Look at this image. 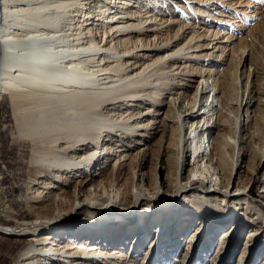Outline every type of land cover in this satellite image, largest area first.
Returning <instances> with one entry per match:
<instances>
[{
  "label": "bare ground",
  "instance_id": "1",
  "mask_svg": "<svg viewBox=\"0 0 264 264\" xmlns=\"http://www.w3.org/2000/svg\"><path fill=\"white\" fill-rule=\"evenodd\" d=\"M99 1L104 8L94 6ZM142 1L0 0V96L9 97L18 137L31 143L29 167L35 171L31 181L36 190L29 201L41 199L44 207L52 208L47 216L24 222L21 230H4L28 234L30 242L15 264H138L124 250L108 248L125 239L126 231L121 236L116 228L112 239L90 242L103 239L102 228L122 225L121 218L137 226L135 233L150 230L153 212L178 215L175 219L181 224L183 212L174 210L178 203L186 211L195 207L182 230L190 222L209 228L240 215L243 221L247 218L242 213L249 209V193L240 181L252 100L240 104L235 128L239 141L234 145L227 139L217 141L212 134L221 128V116H233L223 103L225 82L215 69L187 70V64L179 65L176 59L184 48L190 60L209 55L227 46L232 36L222 29L211 37L206 30L198 38L202 45L193 46L194 35L179 45L191 30L183 26V33L169 38L179 19L151 14L144 18ZM246 58L244 53V62ZM244 73L242 68L241 85ZM171 75L181 79L174 82L177 88L168 99L172 112L160 120L158 107L164 101L154 109L138 102L150 100L158 88L167 90L166 82L158 83ZM169 123L175 126L167 141ZM149 132L153 136L161 132L168 142L165 152L170 151L168 162L174 164L170 172L161 167L154 176L143 166L131 167L130 150L138 148L143 157L148 154ZM129 136L147 139L125 145ZM114 155L108 173L106 162ZM66 217L74 222L68 223ZM254 219L255 224L264 223V217ZM160 225L159 221L153 226ZM148 231L135 242L145 241ZM82 237L86 241L78 243ZM174 244L168 242L165 250L177 248Z\"/></svg>",
  "mask_w": 264,
  "mask_h": 264
},
{
  "label": "rangeland",
  "instance_id": "2",
  "mask_svg": "<svg viewBox=\"0 0 264 264\" xmlns=\"http://www.w3.org/2000/svg\"><path fill=\"white\" fill-rule=\"evenodd\" d=\"M96 4H94L95 7L104 8L102 6L104 2L99 1L98 6ZM140 5L144 18L145 15L151 14L154 18L179 19H177L179 22L173 25L171 31H169V38L183 33V30H180L183 26L191 30L185 35L179 45L186 41L190 35H194L191 39L193 46L202 45L204 41L198 38L205 35L207 33L206 30L210 31V36L222 29L231 34L234 41L232 40L227 46L220 45L222 48L214 50L209 55H199L196 60H190V58H187V48H184L177 51L176 54L178 56L176 59H178L177 63L179 65L187 64V70L215 69V72L225 82L223 103L230 107L233 116H221V128L212 134V137L217 141L228 140L231 145L239 141V134L235 128L236 119L241 112L240 104L242 100H252V105L250 106L252 118L245 129L246 138L244 145L246 155L243 157L240 181H244V185L247 184L249 209L246 212L242 211V214L247 217L245 221L240 215L236 221L228 224L222 221L215 222V227L211 224L209 228L203 222L197 224L190 222L182 230L185 227L183 223L187 221L186 218L191 217L190 214L192 212L188 213L195 207L192 205L193 207L187 208L186 211L185 206L178 203V205L174 206V210L181 208L180 211L183 213L179 214L181 216L184 215L182 218H185V220L182 219L183 223L181 224L176 220L179 219L178 215L167 217V215H163V212H153V214H156L151 216L148 221L149 224L146 222L144 227L146 224L152 225V223L157 225L159 221L161 222L160 227L156 228L152 225L149 231L142 230L135 233L137 226L133 223L131 225L127 224L126 220L128 219L121 218L124 220L122 225L102 228L104 231L99 235H102L100 237L103 239L91 241L90 243L98 244L96 241L103 242L104 239L105 241L108 238L112 239V236L117 233L114 232L116 231L115 229L119 228L122 231H120L121 236H124L126 231V238L120 239L119 242H116L118 244L113 246L110 244L108 248L115 247L116 249L124 250L128 256H135V261H138V264L142 260L146 261L148 259L150 261L147 264H264V223L257 221L258 223L255 224L254 222L256 220L254 219L255 217H264V0H143ZM204 12L209 15H204ZM147 43L150 44L151 40ZM144 44H146V41H144ZM200 50L194 52H204ZM163 52L157 55H161ZM244 53H247L245 62L243 61ZM242 68L245 71V79L241 85L239 77L241 76ZM179 79L181 77L173 75L162 78L158 85L162 86L166 82L167 90L158 88L150 100L138 103L144 107L154 109L158 107V102L164 101L165 105L162 104L158 107L161 108L160 120H162L166 113L172 112L171 108L168 107V99L172 95L173 90H176L177 84L175 83ZM197 81L198 77L191 82L189 91H192ZM229 100L230 104H228ZM120 108L118 106L117 111H121ZM146 122L143 121L141 123ZM169 126L167 141L170 136V128H173L175 123H169ZM149 134L151 135L152 133L149 132ZM162 136L161 132L155 136L152 134L150 150L144 157L143 153L138 152V148L130 150L133 155L131 167L143 166L150 175L160 172L161 167H168L169 172L170 169L173 170L174 164L170 163V161L168 162L171 153L170 151L165 152L168 142L163 140ZM134 137H127L125 145L134 143L136 140L145 142L147 139L142 136H137L135 139ZM4 149H7L12 155L7 154ZM30 151V141L19 138L16 133L11 116L9 97L6 94H2L0 96V156L9 164V166H3V180L6 177L9 178L7 184L9 185L10 204H12L14 211L0 210V264H15L20 251L30 242L27 240V233L25 235H11L4 230H21L25 225L23 224L24 222L41 219L52 211L51 207V209L47 206L44 207L41 199L29 201L30 196L33 194L32 191L36 190V185H32L31 181L35 176V171L29 167ZM236 151L238 150L236 149ZM230 152H232V148L228 150V153ZM115 157L116 155L112 156L106 162L109 165L107 172L111 170L112 159H115ZM107 178L109 177L107 176ZM164 188L168 190L170 186L165 184ZM250 207L254 209L252 210ZM249 211H251V214ZM110 216H114V214ZM8 221L10 225L15 227L7 226ZM65 221L73 223L74 219L66 217ZM131 227L133 229L129 230ZM144 227L141 226L140 228ZM175 229L177 230L176 233ZM146 231L148 232L144 238L145 241L135 242L136 237ZM85 241L86 239H83V237L77 240L78 243H84ZM174 241V246L178 247L165 250V245L167 246L168 242L172 244ZM150 255H152V258Z\"/></svg>",
  "mask_w": 264,
  "mask_h": 264
},
{
  "label": "built area",
  "instance_id": "3",
  "mask_svg": "<svg viewBox=\"0 0 264 264\" xmlns=\"http://www.w3.org/2000/svg\"><path fill=\"white\" fill-rule=\"evenodd\" d=\"M3 166H9V164L0 156V210H13L12 204H10L9 185L7 184V180H3ZM7 226L15 227L14 225H10L9 221Z\"/></svg>",
  "mask_w": 264,
  "mask_h": 264
},
{
  "label": "trees",
  "instance_id": "4",
  "mask_svg": "<svg viewBox=\"0 0 264 264\" xmlns=\"http://www.w3.org/2000/svg\"><path fill=\"white\" fill-rule=\"evenodd\" d=\"M4 150L7 152V154L12 155V153H9L7 149H4Z\"/></svg>",
  "mask_w": 264,
  "mask_h": 264
},
{
  "label": "water",
  "instance_id": "5",
  "mask_svg": "<svg viewBox=\"0 0 264 264\" xmlns=\"http://www.w3.org/2000/svg\"><path fill=\"white\" fill-rule=\"evenodd\" d=\"M9 237H14V236H9Z\"/></svg>",
  "mask_w": 264,
  "mask_h": 264
}]
</instances>
